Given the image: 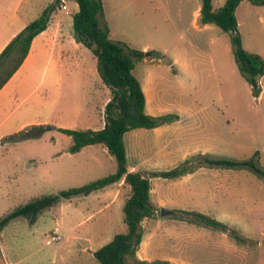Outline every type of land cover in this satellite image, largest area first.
Here are the masks:
<instances>
[{
	"label": "rangeland",
	"instance_id": "374dc122",
	"mask_svg": "<svg viewBox=\"0 0 264 264\" xmlns=\"http://www.w3.org/2000/svg\"><path fill=\"white\" fill-rule=\"evenodd\" d=\"M17 1L5 0L8 24H11L9 19L11 13H14ZM109 1L106 2L110 3ZM152 1H144L143 14L123 13L115 16L114 24L117 27L113 31V38L119 39V42L131 49L157 51L166 58L182 51L206 58L212 51L220 48V62L217 60L213 65L210 60L200 59V65L204 66L202 68L206 72L199 74L196 80L198 87L184 91L175 98L180 99L183 104L202 105L204 117L201 116L200 119L203 124L206 122V135L212 146L219 151L218 158L244 161L252 159L259 152L258 160L264 167V95L260 99L252 96L251 87L235 65L230 35L214 25L211 31L198 33L193 27L192 11L182 16L183 21L179 22L181 17L171 12L174 10V0L169 2L171 11L170 8L160 9L158 14H154L151 9ZM222 1L213 0L212 4L220 7L219 3ZM32 3L33 0H23L21 16L24 19L37 17L34 14L26 15ZM68 5L71 11L78 10L74 2L68 1ZM243 11L245 10L242 9ZM65 14L61 10L56 15L64 19L72 18ZM260 19L254 15L241 28V35L247 45L259 43L261 36L256 34L260 33ZM215 38L218 42L213 48L210 41ZM191 43L195 45L194 48H191ZM227 49L230 50V55ZM82 50L85 62L95 65L96 58L92 51L84 46ZM46 66L47 62L42 63L40 71L35 73L31 82L24 83L28 86L22 87V98L34 90L28 104L22 108L30 107L29 111H22L23 119L28 118L29 121L48 123L64 129L98 130L103 117L99 111L102 95L97 87L104 84L99 74L91 77L69 72L61 80L62 86L56 87L51 86L49 77L43 75ZM166 99L169 100V96ZM72 144L70 137L51 131L35 139L9 141L2 145L0 221L15 209L37 198L82 187L116 173L117 162L111 155L101 152L95 154L94 151L98 150L95 147L82 155L71 156L66 153ZM220 170L223 173H220L219 179L223 180L224 186L221 185L223 187L220 186L218 191L224 198L217 195L214 208V211H218L215 212L217 218L211 217L238 230L247 239V243L239 244L223 232L191 225L183 220H176L172 215L161 216V209L157 208V215L143 223L145 239L142 249L147 256L156 260L172 259L173 264H186L185 254L193 249L190 246L193 245L194 237L204 235L206 239H196L198 247L201 248L193 255L196 260L217 261L224 257L222 264H264V191L259 192V185L255 184L264 180L249 169ZM245 184L251 185L246 189ZM154 189L156 198L157 186ZM257 192L258 196L254 197ZM127 193V190L122 191L124 200ZM179 194V191H170L168 195L172 199ZM98 203L100 202L97 199L84 198L64 201L42 212L33 225L24 217L13 220L0 231V264H98L86 250L91 252L97 249L107 238H88V234L96 233L90 231V228L108 234L127 232L123 209L119 211L117 207L113 208L115 220L110 223V211H105L104 206L100 208ZM84 212L92 213L94 220L88 224L79 222L78 213ZM57 226L61 229L62 241H58L53 235ZM217 248L224 251L215 250Z\"/></svg>",
	"mask_w": 264,
	"mask_h": 264
},
{
	"label": "crops",
	"instance_id": "0c3cea01",
	"mask_svg": "<svg viewBox=\"0 0 264 264\" xmlns=\"http://www.w3.org/2000/svg\"><path fill=\"white\" fill-rule=\"evenodd\" d=\"M54 1L56 0H33V3L29 7L26 15L30 16L34 14L37 17H26V19H24L21 16V5L23 0H18L14 13H11L9 19V23L11 24H8L6 19L5 0H0V55L13 39L31 22L38 19L42 12L53 4ZM106 1L107 0H103L102 2L104 4V18L110 29V38L113 41L119 42V39L113 38V31L117 27V25L114 24V17L122 15L123 13L127 15H130V13L143 14L145 12L143 7L145 0H110V3ZM174 1V10L171 11L169 3L170 0H159V2L153 0V6L151 8L152 12L154 14H158L160 9L163 10L170 8L171 12H174L181 17L179 22H182V16H186L192 11L194 15L193 27L199 31L198 33H205L212 30L213 25L201 26L199 24L202 0ZM225 2L226 0H223L219 3L220 7H215L213 5L214 9L217 10L221 8ZM74 3L78 10L75 12L71 11L67 1L68 13L65 12V16L72 18L64 19L58 17L59 15L56 14L57 12L61 13L60 8L54 13L48 29L34 39L30 53L22 67L0 91V149L2 147L3 138L18 133L32 125L48 124L29 121L28 118L23 119L21 116L23 110H30L28 109L30 107L24 109L22 108L28 104L27 102H29V98L34 92V90H32L26 97L22 98L20 95L21 92H24L22 87L28 86L24 83L28 81L31 82L35 73L40 71L42 63L47 62L43 75L49 77L51 86L54 85L56 87L62 86L61 80H63V77L69 72H75L76 75L87 74L91 75V77H94L96 73H98L96 63L97 60L95 61V65H88L87 62H85V57L82 55L83 45L78 44L75 40L74 31H72L73 16L79 11V6L76 2ZM253 7L254 6L250 5L247 1H243L239 4L236 11L239 32L241 35V28L252 16L256 15L261 18L258 22L260 33L258 32V34H256L257 36H261L258 44L249 43V45H247L242 35L241 37L243 46L247 51L258 54L264 59V30H262V27H264V7ZM242 9L245 11L242 12ZM217 38L210 41L213 48L218 42ZM190 46H192L191 48L195 47L193 43H191ZM219 49L220 48L212 51L213 53L206 58H203L198 54L189 55L185 53V51H182L176 55L171 54V57H168L171 65L161 62H144L136 66L134 75L140 81L146 97V113L155 117L166 114H176L180 116V120L174 124L157 129H139L130 131L125 135L124 141L129 172H142L144 174L166 172L172 170L170 168L178 167L184 161L195 155L202 154L213 157L215 156L216 158L219 157V151L212 146L209 142L208 135H206V122L203 124L202 119H200L201 116L204 117V108H202V105H199L198 103L191 105L186 103L183 104L180 99L175 98V96L181 95L184 91H190L191 89L194 90L198 87V82L196 80H198L199 74L201 72H206V70L203 71L202 67L204 66L200 65V59H206V61L210 60L213 65L216 64L217 60L220 62L221 56L218 53ZM227 51L230 55V50L227 49ZM235 65L237 66V64ZM20 83L22 86L19 87ZM260 85L262 92L259 99L264 95V76L260 80ZM97 88L99 89V93L102 95V99L99 103V111H101L103 121H101L99 129L96 130L99 131L105 126V108L111 99V91L104 84H99ZM167 96H169V100L166 99ZM43 103L47 104V102ZM95 147H98L96 148L98 150L94 151L95 154L99 152L105 155L108 154L107 148L103 145L86 147L77 154H66L71 156L82 155L89 149L94 150ZM221 171L222 170H220V168L203 167L194 174L173 181L161 178L151 179L150 185L152 186V201L158 209L165 208L172 210L173 212L177 210L195 211L217 218V215L215 214L216 211H214L217 204L215 201L218 200L217 195L224 198V195L222 196V194L218 191L224 186L223 180L219 179L220 173H223ZM123 184L124 181L106 187L105 189L95 192L89 196L76 197L67 201L70 202L80 198H84L85 200L97 199L100 202L98 203L100 208H102L101 206H104L105 208L103 207V209L105 211H110L108 221L113 223L115 220L113 217V208L117 207L119 211L121 208H124L125 200L122 197V191L127 189ZM255 184L259 185V192L262 193V191H264V182H256ZM250 185L251 184H245L244 187L246 188ZM155 186H157L156 198H154L153 194L156 190L154 189ZM228 186L229 185H226L225 187ZM170 191H179L180 194L179 196L171 199L168 195ZM257 196L258 192L254 197ZM246 197H244L245 200ZM216 213H218V211ZM77 218L82 224H88L94 220V215L89 212L78 213ZM90 231H95L96 233H93V235L88 234V238L92 237L95 240L107 238V241L97 249L91 252L86 250L91 259H95L94 253L105 244L111 242L116 233L108 234L104 233L102 230L96 231L93 227L90 228ZM204 238L206 239V236L204 235L194 237L195 240L193 239V245L190 246L193 249L186 254L184 252L186 255V264H222L224 262V257H220L217 261L212 259L205 262L196 260L195 257H193L195 252L198 253V249H201L198 247L199 244L196 239ZM209 240H211L210 237ZM142 245L143 243L140 245L141 247L138 252V257L142 260H156L147 256L145 252H143ZM219 249L224 251L222 248H217L215 250L219 251ZM163 259L174 263V260L172 259Z\"/></svg>",
	"mask_w": 264,
	"mask_h": 264
},
{
	"label": "trees",
	"instance_id": "16d2710c",
	"mask_svg": "<svg viewBox=\"0 0 264 264\" xmlns=\"http://www.w3.org/2000/svg\"><path fill=\"white\" fill-rule=\"evenodd\" d=\"M74 1L79 11L73 16L75 40L92 51L96 58L97 71L104 85L110 89L111 99L105 108L106 122L103 129L73 130L56 127L52 124L29 126L22 131L2 139V145L9 141L35 139L47 132L56 131L72 139L68 153L77 154L84 148L103 145L108 154L117 162L116 173L88 183L82 187L63 190L56 195L37 198L15 209L0 221V231L13 220L27 218L33 225L42 212L52 209L64 201L76 197L89 196L106 187L124 181L128 193L123 208L126 233L116 234L111 242L94 253L98 264H173L169 260H142L138 257L143 243L145 229L143 223L158 213L151 198V179L177 180L194 174L200 168L249 169L264 180V167L258 160L259 152L250 160L238 161L216 158L210 155H195L178 167L166 172L144 174L129 172L125 148V135L134 130H153L171 125L180 120L176 114L151 116L146 113V97L140 81L135 77L137 65L144 62L169 64L168 58L160 52H144L129 48L127 45L111 40L110 29L104 18L103 0H66ZM243 1L254 7H264V0H226L217 10L213 0H202L199 24L214 25L223 33L230 35L232 52L239 73L252 89L253 97L261 95L260 80L264 76V59L262 56L247 51L243 46L239 32L236 11ZM61 0L54 1L41 16L23 29L0 55V91L19 71L27 59L34 39L48 29L52 16L59 9ZM171 65V64H169ZM172 216L179 221L198 227L223 232L237 243L245 245L247 239L238 230L218 221L210 215L195 211H174Z\"/></svg>",
	"mask_w": 264,
	"mask_h": 264
},
{
	"label": "built area",
	"instance_id": "2783aa9c",
	"mask_svg": "<svg viewBox=\"0 0 264 264\" xmlns=\"http://www.w3.org/2000/svg\"><path fill=\"white\" fill-rule=\"evenodd\" d=\"M59 8L61 10H64L65 12L68 13V5H67V1L66 0H61ZM61 234V229L60 227H56L53 231V235L56 237V239L58 241H62L63 240V236L60 235Z\"/></svg>",
	"mask_w": 264,
	"mask_h": 264
},
{
	"label": "water",
	"instance_id": "95a60500",
	"mask_svg": "<svg viewBox=\"0 0 264 264\" xmlns=\"http://www.w3.org/2000/svg\"><path fill=\"white\" fill-rule=\"evenodd\" d=\"M173 212L172 211H168L166 209H161V216H168V215H172Z\"/></svg>",
	"mask_w": 264,
	"mask_h": 264
}]
</instances>
